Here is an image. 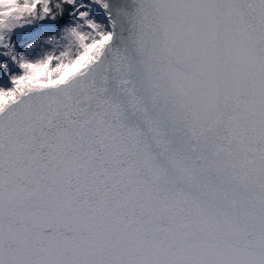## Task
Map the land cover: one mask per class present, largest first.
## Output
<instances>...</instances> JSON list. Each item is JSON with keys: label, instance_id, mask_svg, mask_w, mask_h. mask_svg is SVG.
Listing matches in <instances>:
<instances>
[{"label": "snow or ice", "instance_id": "6c2138e0", "mask_svg": "<svg viewBox=\"0 0 264 264\" xmlns=\"http://www.w3.org/2000/svg\"><path fill=\"white\" fill-rule=\"evenodd\" d=\"M0 264H264V0H0Z\"/></svg>", "mask_w": 264, "mask_h": 264}]
</instances>
